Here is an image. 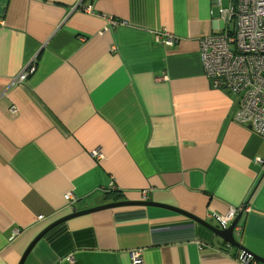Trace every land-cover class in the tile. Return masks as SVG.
<instances>
[{"label": "crops", "instance_id": "1", "mask_svg": "<svg viewBox=\"0 0 264 264\" xmlns=\"http://www.w3.org/2000/svg\"><path fill=\"white\" fill-rule=\"evenodd\" d=\"M229 3L0 0V264L55 221L143 191L212 225L244 207L234 238L264 259V139L232 120L236 97L210 87L199 55ZM161 29L177 43L159 44ZM135 250L142 264H244L202 225L147 206L57 224L23 264H132Z\"/></svg>", "mask_w": 264, "mask_h": 264}, {"label": "built area", "instance_id": "2", "mask_svg": "<svg viewBox=\"0 0 264 264\" xmlns=\"http://www.w3.org/2000/svg\"><path fill=\"white\" fill-rule=\"evenodd\" d=\"M219 14L224 21L225 30L221 34L199 39L203 73L212 89L225 91L236 97L237 108L232 120L264 139V0H230L229 7L220 9ZM109 25L115 27L117 23L109 19ZM156 40L165 47H172L177 43V37L167 29L159 30ZM33 70V65L28 63L13 82L24 81ZM10 112L15 114L16 111L11 109ZM91 154L97 160L102 158L98 149ZM256 163L264 165L261 159H257ZM140 195L142 201L148 200L147 192L143 191ZM66 198L72 199L70 194ZM243 208L230 209L224 216L211 213L208 218L224 227ZM38 219L41 220L42 217ZM17 234L18 231H14L13 235ZM68 259L72 261V257ZM130 259L132 264H142L141 251H132ZM239 260L244 264L253 261L250 257L241 259V255Z\"/></svg>", "mask_w": 264, "mask_h": 264}, {"label": "water", "instance_id": "3", "mask_svg": "<svg viewBox=\"0 0 264 264\" xmlns=\"http://www.w3.org/2000/svg\"><path fill=\"white\" fill-rule=\"evenodd\" d=\"M124 206H147V207H158V208H164L167 209L169 211L181 214L187 218H190L191 220L195 221L196 223L202 225L203 227H205L207 230H209L211 233H213L216 237H218L219 239H221L222 241H224L229 247L238 249L241 251V259H247V258H251V260L257 262V263H261L264 264V259L258 257L257 255L253 254L252 252L248 251L247 249H245L244 247H242L239 242L234 238V229L237 226L239 219L241 218V214H238L234 220L229 223L228 225L222 227L218 224L217 221H215V225H212L202 219H199L183 210L177 209V208H173V207H169V206H165V205H160L157 203H154L152 200H146V201H119V202H111V203H107V204H103V205H99L96 207H92L89 209H85L82 211H76L71 213L70 215H67L61 219H59L58 221H55L54 223H52L51 225H49L48 227H46L36 238L34 241H32V243L29 245V247L27 248V250L23 253L19 264H23L25 258L27 257L28 253L31 251V249L33 248V246L40 240V238H42V236L48 232L51 228H53L55 225L60 224L64 221H67L69 219L78 217V216H84V215H89L92 214L94 212H98V211H102L105 209H111V208H117V207H124Z\"/></svg>", "mask_w": 264, "mask_h": 264}, {"label": "trees", "instance_id": "4", "mask_svg": "<svg viewBox=\"0 0 264 264\" xmlns=\"http://www.w3.org/2000/svg\"><path fill=\"white\" fill-rule=\"evenodd\" d=\"M113 192H114V191H113ZM107 194H109V193H107ZM114 194H115V193H114ZM120 198H121L120 195H116L115 197L113 196V199H114L115 201H118Z\"/></svg>", "mask_w": 264, "mask_h": 264}, {"label": "rangeland", "instance_id": "5", "mask_svg": "<svg viewBox=\"0 0 264 264\" xmlns=\"http://www.w3.org/2000/svg\"><path fill=\"white\" fill-rule=\"evenodd\" d=\"M223 6H227V3L223 4Z\"/></svg>", "mask_w": 264, "mask_h": 264}, {"label": "bare ground", "instance_id": "6", "mask_svg": "<svg viewBox=\"0 0 264 264\" xmlns=\"http://www.w3.org/2000/svg\"><path fill=\"white\" fill-rule=\"evenodd\" d=\"M25 67V66H24ZM24 69V68H23Z\"/></svg>", "mask_w": 264, "mask_h": 264}]
</instances>
